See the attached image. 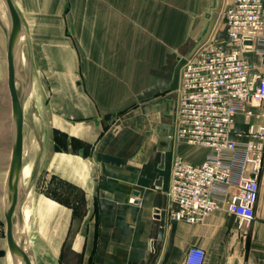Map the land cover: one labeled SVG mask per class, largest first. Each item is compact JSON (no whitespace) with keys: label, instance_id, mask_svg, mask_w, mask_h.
I'll return each instance as SVG.
<instances>
[{"label":"crops","instance_id":"obj_1","mask_svg":"<svg viewBox=\"0 0 264 264\" xmlns=\"http://www.w3.org/2000/svg\"><path fill=\"white\" fill-rule=\"evenodd\" d=\"M230 3L17 0L24 32L32 39L30 86L34 96L39 89L49 98L51 128L65 136L64 149L55 140L40 145L35 165L45 171L50 192L39 193L36 201L38 207L47 203L64 210L45 222L53 232L58 225H88L72 239L83 242L82 264H181L191 247L204 251L202 264H264V159L254 219L243 230L224 203L201 224L172 221L162 191L169 174L164 160L160 169L161 155L166 158L158 152L162 140L173 156L192 163L207 154L171 138L165 110L178 86L181 60L204 41L227 46L222 14ZM246 56L256 66L261 62L259 55ZM244 128L238 116L235 129ZM7 141L0 155L7 166L4 177L0 167V189L10 160ZM53 183L66 188L62 196L53 194ZM78 215L82 219L74 220ZM9 263L6 248H0V264Z\"/></svg>","mask_w":264,"mask_h":264},{"label":"built area","instance_id":"obj_2","mask_svg":"<svg viewBox=\"0 0 264 264\" xmlns=\"http://www.w3.org/2000/svg\"><path fill=\"white\" fill-rule=\"evenodd\" d=\"M227 46L204 41L179 65L169 100L171 138L207 154L198 163L174 155L164 196L168 218L201 224L220 206L236 228L254 219L264 159V7L261 0H231L222 14ZM261 56L258 66L247 54ZM242 116L245 128L236 130ZM204 251L187 250L181 264H202Z\"/></svg>","mask_w":264,"mask_h":264},{"label":"rangeland","instance_id":"obj_3","mask_svg":"<svg viewBox=\"0 0 264 264\" xmlns=\"http://www.w3.org/2000/svg\"><path fill=\"white\" fill-rule=\"evenodd\" d=\"M12 1L16 9L17 0H12ZM7 30H8V18L5 9L0 2V155L3 144H5L6 146V143L8 142L7 140H9V149H10L9 151L11 153V101L7 88V62H6L7 37L5 36ZM26 39H27V46L25 47L23 45L20 50V56L22 58V63H23L21 69L26 78L29 76H31L32 78L33 69H34V66L32 64V54H31L32 50L30 47V44H32V39L30 38V36H27V33H26ZM27 56L29 58H27ZM39 93L40 91L39 89H37L35 93L36 96H34V99L32 101L33 104H30V107H28V110L25 112L26 122L24 123V127H23L24 141H23L22 166L26 164L28 159V161H30L32 175L36 173L35 177L32 178V183H31V179L30 180L28 179V185H27L28 187H26L28 192L27 194L28 197L25 201L26 204H23L22 206L23 210L28 211L29 214V220H28L29 222L26 223V227L28 228L26 235H27V240L29 242L28 252L31 257L32 264H82L81 246L83 242H81L79 239L75 241H73L72 239L76 232H79L78 236H80V233L83 230H85L88 227V225L87 224H75L70 226L58 225L57 229L55 227V231L53 232L52 225H50V223L47 224L45 222H48L49 220L51 221V218L59 215L60 211L64 212V210L61 209L59 211V209L55 205L53 206L47 203H42L38 207V202L36 201L37 195L39 193L50 192L49 186H47L49 180L46 178L45 171L42 169L41 166L39 167L35 165L36 162L35 159L38 154L40 145L45 143L49 144L50 141L55 140V143H58L61 146V148L64 149L65 147L64 134L52 129L50 125L49 98L47 96H40ZM172 98H174V94H172L168 100ZM33 121H36L37 129L39 132L37 135V140H31V142L32 141L34 142L30 144V141L28 140V132L32 129L31 123ZM28 143L30 144L29 146H31V151L29 152V155L26 153V147L28 146ZM158 152H162L163 154L166 155L164 162L167 165V163H169L171 158L173 157L170 147L169 148L162 147L160 149L158 148ZM1 165H4L2 166L3 168H1L2 175L4 177V173L6 172V168H7L6 162H4V164L2 162L1 164L0 161V167ZM37 167L38 169L35 172ZM164 168L165 167H163L162 169ZM166 176L167 175L165 173V177ZM54 185L55 186H52L51 188L54 189L53 190L54 193L53 192L52 193L55 194V191H57V193L59 192L58 196H62L61 193H64L66 188L60 185L59 183L57 185L56 184ZM164 190L165 189H163L162 191ZM3 197H4V184H2L0 189V218H1L0 248H6L4 231H3L5 229V225H4V220L2 218ZM82 211L83 210L81 208L76 210L78 214H80ZM81 219L82 216H80V219H78L77 217L74 218V220H81ZM59 224L61 223L59 222ZM51 232L55 233V235L50 239V237L48 238L47 236H50ZM55 236L58 239H56Z\"/></svg>","mask_w":264,"mask_h":264},{"label":"water","instance_id":"obj_4","mask_svg":"<svg viewBox=\"0 0 264 264\" xmlns=\"http://www.w3.org/2000/svg\"><path fill=\"white\" fill-rule=\"evenodd\" d=\"M3 5L8 18L9 35L6 47V62H7V88L11 101V153L7 175L4 183V197H3V220L5 225V243L8 258L11 264H30L24 252L17 246V242L13 235L14 224L12 223V212L15 206H18V186L21 179L22 160H23V94H18L15 86L16 77V63L17 51L19 48V41L22 30L24 29L23 23L19 17L11 0H0ZM169 100L166 105L165 113L168 117ZM110 116L105 119L108 120ZM166 134V130L162 131ZM160 147H166L167 142L162 140L159 143ZM164 155H161V166L163 168ZM163 178L159 177L155 181V188L157 195L154 203V219H159V203L161 199ZM21 223V211L17 213L16 225Z\"/></svg>","mask_w":264,"mask_h":264},{"label":"bare ground","instance_id":"obj_5","mask_svg":"<svg viewBox=\"0 0 264 264\" xmlns=\"http://www.w3.org/2000/svg\"><path fill=\"white\" fill-rule=\"evenodd\" d=\"M8 35H9V29L6 31V35H5L7 37V40H8ZM23 45L25 47L27 46L26 34H25L24 30H22L20 41H19V48L17 51L15 86H16L17 93L20 95L23 94V96H24L23 121L25 123L26 122L25 121V112L28 110V107H30V104H33L32 101L34 99V91H33L34 88H33V86L32 87L30 86L31 76L26 78L24 76L22 69H21V67L23 66V63H22V58L20 56V50H21ZM27 58H29V57L27 56ZM35 107H36V105H35ZM28 116H29V113H28ZM31 125H32V129L28 132V140L30 141V144L32 142H34V141L31 142V140H36V138H35L36 133H38L36 121H33L31 123ZM30 144L28 143V146L26 148L27 154L31 151V146H29ZM32 178H33V175H32V169L30 166V161H28V159H27L26 164L22 166L21 179H20V183L18 186V201H17L18 206L16 205L15 208L13 209L12 217H11L12 223L14 224V227L16 226L13 230V235H14V238L17 242V246L24 252V254L27 257L30 264H32V262H31V257H30L29 252H28L29 242L27 240V235H26L27 229H28L26 227V223L29 222L28 221L29 220V214H28V211L23 210L22 206H23V204H26L25 201L28 197V195H27L28 192H27V188H26V187H28L27 186L28 185V179L29 180L31 179V183H32ZM19 210L21 211V223H20V225L17 226L16 220H17V213ZM19 264H21V263H19Z\"/></svg>","mask_w":264,"mask_h":264}]
</instances>
